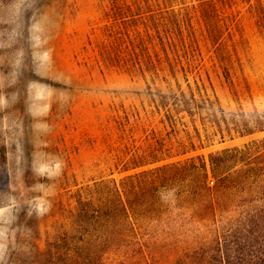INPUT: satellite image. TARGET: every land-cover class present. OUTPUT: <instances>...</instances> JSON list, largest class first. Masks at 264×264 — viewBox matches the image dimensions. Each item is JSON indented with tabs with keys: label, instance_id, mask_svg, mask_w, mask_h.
I'll return each instance as SVG.
<instances>
[{
	"label": "rangeland",
	"instance_id": "374dc122",
	"mask_svg": "<svg viewBox=\"0 0 264 264\" xmlns=\"http://www.w3.org/2000/svg\"><path fill=\"white\" fill-rule=\"evenodd\" d=\"M161 20L173 24L168 48L191 55L186 79L103 65L104 49L154 56ZM188 85L214 102L206 126L195 123L202 139L216 132L191 155L207 161L264 137V0H0V264H75L80 246L63 241L58 203L67 190L155 167L132 169L133 156L159 137L171 143L156 106ZM244 126L253 134L240 136ZM183 249L106 264H176Z\"/></svg>",
	"mask_w": 264,
	"mask_h": 264
},
{
	"label": "trees",
	"instance_id": "16d2710c",
	"mask_svg": "<svg viewBox=\"0 0 264 264\" xmlns=\"http://www.w3.org/2000/svg\"><path fill=\"white\" fill-rule=\"evenodd\" d=\"M158 23L160 51L154 56L145 51L142 58L138 54L133 59L132 49L119 55L104 49L103 65L144 78L168 73L174 80L177 74L186 79L184 63L186 59L189 65L191 55L182 61L178 51L169 49L175 42L169 31L173 24ZM187 87L188 91L178 87L172 97H161L156 106L164 114L161 124L169 128L171 143L159 137L152 149L133 156L132 169L155 167L119 182L102 179L67 190L65 203H58L68 228L63 241L75 239L80 246L75 264H106L130 253L147 263L159 252L164 256L183 246L188 251L173 255L176 264H264V137L211 153L207 161L191 155L216 132L202 139L195 123L201 119L206 126L201 114L214 102L200 87L196 86L198 99ZM210 124L218 127L216 121ZM236 132L253 134L247 126Z\"/></svg>",
	"mask_w": 264,
	"mask_h": 264
},
{
	"label": "clouds",
	"instance_id": "9594fccd",
	"mask_svg": "<svg viewBox=\"0 0 264 264\" xmlns=\"http://www.w3.org/2000/svg\"><path fill=\"white\" fill-rule=\"evenodd\" d=\"M0 236H2V233H0ZM4 250H5L4 244L3 243H0V258L3 257Z\"/></svg>",
	"mask_w": 264,
	"mask_h": 264
}]
</instances>
